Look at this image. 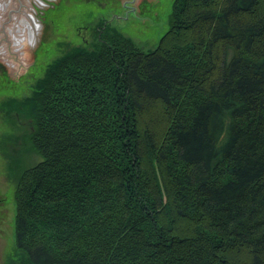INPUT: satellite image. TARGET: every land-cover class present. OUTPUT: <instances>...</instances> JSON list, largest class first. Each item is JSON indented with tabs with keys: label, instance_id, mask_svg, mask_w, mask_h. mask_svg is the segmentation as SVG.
Instances as JSON below:
<instances>
[{
	"label": "trees",
	"instance_id": "1",
	"mask_svg": "<svg viewBox=\"0 0 264 264\" xmlns=\"http://www.w3.org/2000/svg\"><path fill=\"white\" fill-rule=\"evenodd\" d=\"M169 23L38 79L40 159L13 194L27 264H264V0H173Z\"/></svg>",
	"mask_w": 264,
	"mask_h": 264
},
{
	"label": "rangeland",
	"instance_id": "2",
	"mask_svg": "<svg viewBox=\"0 0 264 264\" xmlns=\"http://www.w3.org/2000/svg\"><path fill=\"white\" fill-rule=\"evenodd\" d=\"M172 3L148 0L132 20L117 15L102 0H66L48 14L25 66L0 75V264H27L26 254L16 245L13 194L21 171L40 159L28 137L25 103L45 68L73 49L92 50L106 31H120L145 51L155 48L169 28Z\"/></svg>",
	"mask_w": 264,
	"mask_h": 264
},
{
	"label": "water",
	"instance_id": "3",
	"mask_svg": "<svg viewBox=\"0 0 264 264\" xmlns=\"http://www.w3.org/2000/svg\"><path fill=\"white\" fill-rule=\"evenodd\" d=\"M66 0H0V75L21 70L37 46L47 16ZM121 17L136 20L148 0H102ZM5 70V71H4Z\"/></svg>",
	"mask_w": 264,
	"mask_h": 264
},
{
	"label": "flooded vegetation",
	"instance_id": "4",
	"mask_svg": "<svg viewBox=\"0 0 264 264\" xmlns=\"http://www.w3.org/2000/svg\"><path fill=\"white\" fill-rule=\"evenodd\" d=\"M1 68L3 69V68H4V66H3V65L0 63V69H1ZM4 71H5V70H4Z\"/></svg>",
	"mask_w": 264,
	"mask_h": 264
}]
</instances>
